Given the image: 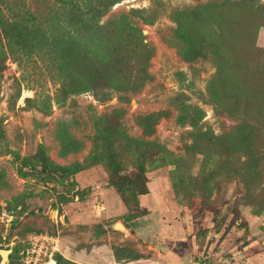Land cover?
Returning a JSON list of instances; mask_svg holds the SVG:
<instances>
[{"label": "rangeland", "instance_id": "1", "mask_svg": "<svg viewBox=\"0 0 264 264\" xmlns=\"http://www.w3.org/2000/svg\"><path fill=\"white\" fill-rule=\"evenodd\" d=\"M45 4L51 32L66 18L56 1L18 10ZM122 15L137 29L107 33L102 91L63 98L49 47L24 78L4 62L5 264H264V0H120L102 21ZM111 152L132 179L143 164L147 193L111 186Z\"/></svg>", "mask_w": 264, "mask_h": 264}, {"label": "trees", "instance_id": "2", "mask_svg": "<svg viewBox=\"0 0 264 264\" xmlns=\"http://www.w3.org/2000/svg\"><path fill=\"white\" fill-rule=\"evenodd\" d=\"M52 1L58 3L57 5L60 7L58 13L66 18L62 23H58L62 26H54L51 32H48L44 23L53 18L55 9L51 8L48 11L47 4H45L44 6L37 5L33 10L26 8L19 11L18 9L24 6L25 0H0V75L8 57H12L19 65H22L23 72L28 67L26 61L32 55L36 57V54L41 52L44 47H49L51 50L46 54H49L48 56L54 60V63L51 64L53 69L49 70V74L53 82L58 85L57 89L63 98L87 90L102 91L99 85L100 79L105 74L115 72L117 62V50L114 49L111 52V49L106 47L108 44L107 33L116 32L119 23L131 31H135L137 25L126 20L123 15L112 16L102 21L112 6L120 0ZM214 25L215 34L218 36L226 34V26L222 22H217ZM201 26L200 32L206 40L204 30L209 27L205 23ZM110 27L111 29H109ZM101 34L103 37L99 38ZM87 35H90V38ZM94 38L98 40L94 42ZM56 47H66V52L71 59L68 65L63 67L60 63L64 54L60 51L56 56L54 52ZM104 50L110 52L107 60L100 55L104 54ZM24 74L23 72V78ZM148 76L147 68L143 65L141 81H146ZM30 99V97L25 98L27 101ZM193 110L194 112L199 111L196 108ZM108 158L113 167L114 179L110 181L113 188L118 191H134L136 194L147 193L142 163L132 179L119 173V165L112 152L109 153Z\"/></svg>", "mask_w": 264, "mask_h": 264}, {"label": "water", "instance_id": "3", "mask_svg": "<svg viewBox=\"0 0 264 264\" xmlns=\"http://www.w3.org/2000/svg\"><path fill=\"white\" fill-rule=\"evenodd\" d=\"M114 227H115V228H120V229H122V230H125V232H127L125 226H124L121 222H116V223L114 224ZM8 253H9V251L6 250V249H2V250H0V255H1V261H0V264H5V263H6V261H7V257H8Z\"/></svg>", "mask_w": 264, "mask_h": 264}, {"label": "bare ground", "instance_id": "4", "mask_svg": "<svg viewBox=\"0 0 264 264\" xmlns=\"http://www.w3.org/2000/svg\"><path fill=\"white\" fill-rule=\"evenodd\" d=\"M50 264H55L54 261H53V259L50 261Z\"/></svg>", "mask_w": 264, "mask_h": 264}]
</instances>
